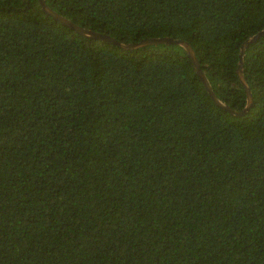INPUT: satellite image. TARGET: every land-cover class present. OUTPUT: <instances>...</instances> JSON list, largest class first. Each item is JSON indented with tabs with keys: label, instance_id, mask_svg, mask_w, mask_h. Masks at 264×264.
I'll return each instance as SVG.
<instances>
[{
	"label": "trees",
	"instance_id": "obj_1",
	"mask_svg": "<svg viewBox=\"0 0 264 264\" xmlns=\"http://www.w3.org/2000/svg\"><path fill=\"white\" fill-rule=\"evenodd\" d=\"M119 43L190 45L214 96L264 0H44ZM251 102L177 44L122 49L0 0V264H264V33Z\"/></svg>",
	"mask_w": 264,
	"mask_h": 264
},
{
	"label": "water",
	"instance_id": "obj_2",
	"mask_svg": "<svg viewBox=\"0 0 264 264\" xmlns=\"http://www.w3.org/2000/svg\"><path fill=\"white\" fill-rule=\"evenodd\" d=\"M39 5L41 7V9L48 14L49 16H51L53 19L57 20L58 22L68 26L69 28L73 29L75 32H77L80 35L83 36H87V37H91V38H96V39H100V40H104L107 42H111L117 46H119L122 49H128V48H135L138 46H142V45H148V44H158V43H165V44H177L180 47H182L184 49V51L186 52V54L188 55V57L191 59L193 67L195 69V72L197 74V76L199 77L200 81L202 82L205 90L207 91L208 95L211 97V99L213 100V102L218 105L219 107L223 108L224 110H228L229 112L233 113V114H239L244 112L250 102H251V96H250V92L249 89L247 87V85L245 84L244 78L242 76V53H243V49L245 47L246 44H248L249 42H251L252 40L256 39L259 35H261L262 33H264V29L261 30L260 32L256 33L255 35L251 36L250 38L246 39L242 45L239 48V53H238V63H237V68H236V74L238 77L239 82L242 84L244 90H245V94H246V105L244 106V108L239 111V112H235V111H231L225 104H223L222 102H220L213 94V92L211 91V88L209 86V84L207 83L205 77L203 76L202 72L200 71L199 67H198V63L196 61V58L194 56V53L190 47L189 44H187L185 41L182 40H177V39H172V38H167V37H153V38H146V39H142L136 43H128V44H123V43H119L116 40H114L111 37L102 35L100 33L91 31L89 29H85L82 28L80 26H77L75 24H73L72 22H70L69 20H67L66 18L58 15L56 12L52 11L49 7H47V5L44 3V0H38Z\"/></svg>",
	"mask_w": 264,
	"mask_h": 264
}]
</instances>
